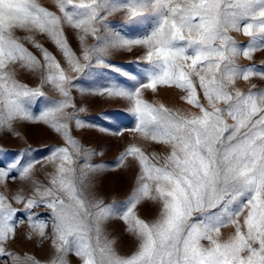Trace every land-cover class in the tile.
I'll list each match as a JSON object with an SVG mask.
<instances>
[{
  "label": "snow or ice",
  "instance_id": "snow-or-ice-1",
  "mask_svg": "<svg viewBox=\"0 0 264 264\" xmlns=\"http://www.w3.org/2000/svg\"><path fill=\"white\" fill-rule=\"evenodd\" d=\"M53 3L55 12L40 0H0V133L20 137L18 124L40 123L64 142L43 159L31 158L29 148L0 166V185L19 180L31 188L11 196L0 192V264H42L10 248L24 223L29 240L50 241L55 255L47 264H70V255L78 264H264V89L253 84L245 93L236 87L241 79L264 80V70L237 63L264 52V0ZM118 14L122 20L113 24L109 18ZM67 29L76 34L79 55ZM232 33L248 37L247 44ZM40 38L54 45L67 67ZM134 49L143 50V64L134 73L107 60L114 51ZM93 67L111 69L123 80L78 88L76 81ZM21 73L38 77L39 84L23 83ZM46 86L58 99L48 97ZM158 86L179 90L180 99L198 112L145 99V91L155 94ZM74 88L82 97L127 101L135 124L126 131L168 149L149 155L135 143L125 148L116 167L134 161L137 172L120 204L88 192L86 180L101 166L85 160L77 174L76 158L87 153L72 125H92L78 115L86 109L77 107ZM37 165L53 166L47 184L35 178ZM144 203L159 206L155 220L139 216ZM41 206L50 212L48 219L34 211ZM113 219L123 221L138 241L130 256L119 254L105 234ZM226 228L232 229L227 238Z\"/></svg>",
  "mask_w": 264,
  "mask_h": 264
},
{
  "label": "rangeland",
  "instance_id": "rangeland-1",
  "mask_svg": "<svg viewBox=\"0 0 264 264\" xmlns=\"http://www.w3.org/2000/svg\"><path fill=\"white\" fill-rule=\"evenodd\" d=\"M40 2L49 10L57 11L53 0H40ZM113 24H119L122 20L121 15H116L109 18ZM234 38L243 46L248 42V37L240 33H232ZM66 36L73 50L79 55L80 46L74 30L67 29ZM50 51L57 55V59L61 61L62 66L67 67L62 56L56 51L54 45L40 38ZM91 43V39L89 40ZM34 52L35 49H32ZM38 55V53H37ZM143 55L142 49H134L131 52L114 51L107 60L123 71L134 73L143 62L138 61V57ZM237 63L241 67L255 65L258 69L264 70V52H257L253 60L249 61L243 57L239 58ZM73 75H77L73 73ZM18 78L28 84L30 87H36L39 84V78L32 76L29 73H21ZM110 79L123 80L118 73L111 69L93 67L85 70V73L76 81L77 87L92 88L100 84L106 83ZM129 86L131 81L128 82ZM256 85L257 89H264V80L257 77L251 78L249 81L238 80L236 87L242 92L247 93L252 85ZM44 91L49 98L58 99L56 94L49 87H45ZM183 93L174 88L158 86L157 93H152L150 90L145 91V99L152 103H163L166 107L179 110L183 113L198 112V109L192 108L180 99ZM73 97L75 98L78 108L84 107L86 111L79 112V117L86 121L88 125L83 128H76L72 125V135L79 141L82 148L87 153L86 156L77 157V174L80 167L83 166L85 160L87 163L101 166L100 170L90 173L86 180L89 185L88 192L94 194L97 198L103 199L105 203L116 202L120 204L126 201L131 194L135 183L137 166L134 161L129 162L127 168H117L116 162L120 154L125 148L135 143L140 146L146 154L151 155L153 152L158 154H166L168 149L160 144L149 142L134 137L126 131L132 128L135 124V118L128 112V102L118 98H106L103 96H81L76 88L73 89ZM202 102L203 98L201 97ZM43 107V102L37 103L33 110L36 114ZM71 111V109L69 110ZM228 123L232 121L229 119ZM106 129L107 131H101ZM20 133V137L13 136L10 133H0V166H5L8 162L14 160L23 150L32 149L29 153L31 158L43 159L50 154V150L54 147L64 146L62 138L55 133L47 125L40 123H20L16 129ZM116 132H123V135H115ZM54 171L53 166L47 165L41 167L37 165L35 178L42 183L47 184L46 173ZM23 187L26 193H30L31 188L28 185H22L19 180H8L6 185H0V192L11 196ZM18 208H23L22 205H16ZM40 214L41 218L48 219L50 212L43 206L34 210ZM139 216L146 222L155 220L159 213V206L152 203H144L137 208ZM18 216L23 217V213H18ZM28 231L27 223L21 224L17 228V237L10 245L11 250L20 254L27 253L34 256L43 264H47L54 255L55 251L51 246L50 241H40L38 237L29 240L26 236ZM51 234V228L47 230ZM224 237L227 238L231 234L232 229H222ZM105 234L109 240L115 241L114 247L117 252L123 256H130L138 247V241L126 231V226L119 219L110 220L105 225ZM207 244V242H204ZM70 264H78V259L75 256H69Z\"/></svg>",
  "mask_w": 264,
  "mask_h": 264
},
{
  "label": "bare ground",
  "instance_id": "bare-ground-1",
  "mask_svg": "<svg viewBox=\"0 0 264 264\" xmlns=\"http://www.w3.org/2000/svg\"><path fill=\"white\" fill-rule=\"evenodd\" d=\"M43 264V263H42Z\"/></svg>",
  "mask_w": 264,
  "mask_h": 264
}]
</instances>
